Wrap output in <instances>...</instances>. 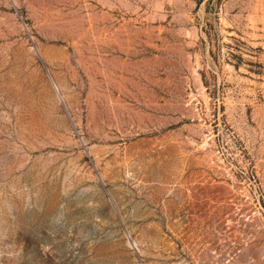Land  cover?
<instances>
[{
    "label": "rangeland",
    "instance_id": "rangeland-1",
    "mask_svg": "<svg viewBox=\"0 0 264 264\" xmlns=\"http://www.w3.org/2000/svg\"><path fill=\"white\" fill-rule=\"evenodd\" d=\"M0 264H264V0H0Z\"/></svg>",
    "mask_w": 264,
    "mask_h": 264
}]
</instances>
